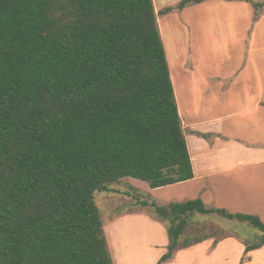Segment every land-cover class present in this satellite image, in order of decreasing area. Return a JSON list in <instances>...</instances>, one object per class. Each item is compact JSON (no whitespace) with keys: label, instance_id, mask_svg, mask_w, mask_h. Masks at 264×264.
<instances>
[{"label":"trees","instance_id":"obj_1","mask_svg":"<svg viewBox=\"0 0 264 264\" xmlns=\"http://www.w3.org/2000/svg\"><path fill=\"white\" fill-rule=\"evenodd\" d=\"M123 178H193L152 0H0V264H113L94 195ZM150 206L157 264L206 239H182L195 215L255 228L244 253L264 246L257 216Z\"/></svg>","mask_w":264,"mask_h":264},{"label":"rangeland","instance_id":"obj_2","mask_svg":"<svg viewBox=\"0 0 264 264\" xmlns=\"http://www.w3.org/2000/svg\"><path fill=\"white\" fill-rule=\"evenodd\" d=\"M152 1L156 8V19L161 23H158V26L173 88L176 89L178 81L183 84L184 81L188 82L189 99L197 101L200 98L203 101L204 96L200 94L198 84L205 81L211 86L206 90V97L212 95L216 99L214 111L222 110L219 104L231 95L230 92L234 98L240 95L238 87L229 92H225L223 88L224 93L219 96L214 94L217 90L215 83H224L223 80H218L217 75L223 74L224 69L241 64V57L230 55L231 48L240 47L245 36V29L241 28L240 9L224 1L210 0L187 7L186 12L180 16L184 7L180 8L177 2L165 6V1L161 4V0ZM246 1L254 8L256 3L264 2ZM166 8L170 9L168 13H164ZM242 9L245 11V8ZM256 10L258 9H254ZM166 18L171 20L167 21ZM162 19L165 22H162ZM261 30L264 31V25ZM193 54L198 58V66L196 69L193 66L190 74L185 76L183 69L181 70L182 61L188 57L190 59ZM214 73L215 76H211ZM180 93L183 94L182 90ZM184 95L186 92L182 101L184 106H187ZM234 121L241 122L239 118L229 120ZM250 149L252 147H245L242 152L235 154L240 157V161H254L264 157L263 150ZM256 170L263 173L264 165L256 167ZM108 189L109 192L95 193L94 199L113 264H157L166 251L167 235L150 205L153 203L166 206L193 200L195 197L192 195V188L188 185H175L151 189L145 182L123 178ZM206 208L223 209L210 201H206ZM246 210L238 213L226 211L232 214H249ZM124 233V238H121ZM259 235L255 228L244 222L229 221L216 214L195 215L182 239L211 238L213 241L210 249L214 248L219 240H226L210 255L205 251V244L178 250L173 259L165 264H264V247L244 253L245 246L255 243Z\"/></svg>","mask_w":264,"mask_h":264},{"label":"crops","instance_id":"obj_3","mask_svg":"<svg viewBox=\"0 0 264 264\" xmlns=\"http://www.w3.org/2000/svg\"><path fill=\"white\" fill-rule=\"evenodd\" d=\"M163 1L164 5L168 6L174 2L179 4L182 0H161L160 4ZM207 1L210 0L203 2ZM215 1H224L240 9L241 28L244 27L245 36L240 47L231 48L230 51V55L241 57L240 66L224 69L223 74L217 75L220 77L218 80H223L224 83H215L217 90L214 94L219 96L223 88L225 92H229L238 87L240 95L234 98L230 92L231 95L219 104L222 110L216 112L213 107L215 97L205 95L207 88H211L208 83L203 81L198 84L200 94L204 96L203 101L200 98L192 101L189 99V83L178 81L173 91L193 178L170 186L188 185L192 188L195 199H200L205 207L206 201H210L211 204L214 203L229 212L238 213L247 209L248 215L257 216L264 223V172L259 173L256 170V167L264 165V157L254 161H240V157L235 154L242 152L245 147H252L250 150L253 151H264V31L261 30L264 25V2L256 3L254 8L246 0ZM195 5L198 4L183 6L180 16L186 12L187 7ZM242 8H245V11ZM169 19L171 20H165ZM156 20L157 26L158 23L161 25L160 21ZM158 30L162 41L159 26ZM197 61L198 58L194 54L190 59L188 57L182 61L181 70H184L182 72L185 76L190 74L193 66L196 69ZM211 76H215V73ZM181 90L183 94L186 92L184 96L187 106H184L182 101ZM232 118H239L241 122H229ZM124 235L125 233L121 238H124ZM225 240H219L211 249V238L194 245L205 244V251L210 255L216 252Z\"/></svg>","mask_w":264,"mask_h":264}]
</instances>
